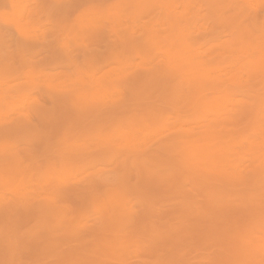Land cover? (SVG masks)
I'll list each match as a JSON object with an SVG mask.
<instances>
[{"label":"rangeland","instance_id":"obj_1","mask_svg":"<svg viewBox=\"0 0 264 264\" xmlns=\"http://www.w3.org/2000/svg\"><path fill=\"white\" fill-rule=\"evenodd\" d=\"M262 5L0 0V264H260Z\"/></svg>","mask_w":264,"mask_h":264},{"label":"bare ground","instance_id":"obj_2","mask_svg":"<svg viewBox=\"0 0 264 264\" xmlns=\"http://www.w3.org/2000/svg\"><path fill=\"white\" fill-rule=\"evenodd\" d=\"M264 32V31H263ZM264 38V37H263ZM260 39V38H259ZM258 39V40H259ZM254 42H256V40L254 41ZM254 44V43H253ZM233 51V50H232ZM242 55V54H241ZM194 57V56H193ZM242 58L245 60V59H255V60H260V61H262L263 63H264V40H262L260 43H258L254 48H252L250 51H248V52H246L243 56H242ZM235 60V59H234ZM243 61V60H242ZM240 63V62H239ZM258 66V65H257ZM120 69V68H119ZM221 71V70H220ZM219 73V72H218ZM223 73V72H222ZM221 74V73H220ZM245 75V74H244ZM237 78V77H236ZM241 78V77H240ZM213 80V79H212ZM215 80H216V78H215ZM111 95V94H110ZM24 107H26V106H24ZM29 116V115H28ZM205 139V138H204ZM203 139V140H204ZM179 141V140H178ZM200 141V140H199ZM204 142V141H203ZM246 143V142H245ZM259 143V142H258ZM204 144H205V142H204ZM173 145V144H172ZM207 145V144H206ZM190 146V145H189ZM199 146V145H198ZM205 146V145H204ZM178 147V146H177ZM203 147V146H202ZM207 147V146H206ZM257 147V146H256ZM176 148V147H175ZM181 148V147H180ZM180 148H179V150H177L178 152L180 151ZM254 148V147H253ZM197 149H199V147L197 148ZM258 149V148H257ZM185 150H186V148H185ZM203 150H205L204 148H203ZM206 150H208V149H206ZM256 150V148H254V151ZM200 151V150H199ZM214 151H216V150H214ZM253 151V150H252ZM207 152V151H206ZM206 152H204V153H206ZM184 153V152H183ZM203 153V152H202ZM204 153H203V155H204ZM211 153V152H210ZM179 154H180V152H179ZM182 154V153H181ZM186 154V153H185ZM189 154V153H188ZM187 155V154H186ZM198 155V154H197ZM200 155V154H199ZM255 155V154H254ZM264 155V154H263ZM263 155H261V156H263ZM190 156H191V154H190ZM254 158H259V157H256V156H253ZM190 158V157H189ZM207 159V158H206ZM54 160V159H53ZM187 160V159H186ZM191 160H193V158L191 159ZM208 160V159H207ZM203 161V160H202ZM186 162V161H185ZM42 163V162H41ZM203 163V162H202ZM212 163V162H211ZM56 164V163H55ZM191 164V163H190ZM197 164V163H196ZM201 164V163H200ZM205 164V163H204ZM193 165H195V163L193 164ZM202 165V164H201ZM207 166V165H206ZM197 168H198V166H197ZM235 168V167H234ZM194 169V168H193ZM196 169V168H195ZM197 171L199 170V169H196ZM204 170V169H203ZM241 175H235V178H234V181L235 180H242V178L243 177H245L246 175H247V172L246 173H240ZM259 174V172L258 171H256V169H252L251 171H248V175L250 176H253L252 178H256V176ZM51 175V174H50ZM226 176V175H225ZM234 176V175H233ZM60 177H62L61 175H60ZM246 178H248V177H246ZM249 179V178H248ZM248 179H247V181H248ZM222 180V179H221ZM233 181V179H230V181ZM246 180V179H245ZM244 180V181H245ZM243 181V180H242ZM218 233V232H217ZM219 234V233H218ZM242 239V238H241ZM243 240V239H242ZM241 240V241H242ZM251 240V239H250ZM249 241V240H248ZM257 241V240H256ZM238 242H239V240H238ZM244 242V241H243ZM250 242H252V240L250 241ZM249 242V243H250ZM260 242V241H259ZM259 242H256V243H259ZM245 243L247 244V240L245 241ZM243 244V245H245L246 246V244ZM253 243V242H252ZM251 243V244H252ZM255 243V244H256ZM254 244V243H253ZM238 245H241V243L240 244H238ZM249 244H247V246H248ZM262 245V244H261ZM246 246V247H247ZM251 246V245H250ZM253 246V245H252ZM251 246V247H252ZM244 247V246H243ZM242 247V248H243ZM253 247H255V246H253ZM264 247V246H263ZM263 247H261V248H263ZM234 249L236 248V246L235 247H233ZM237 248H239V247H237ZM257 248H258V246H257ZM256 248V249H257ZM241 249V248H240ZM246 249L247 248H245V251H246ZM249 249H251L250 247H249ZM255 249V250H256ZM264 249V248H263ZM236 250H238V249H236ZM260 250V252H261V249H259ZM259 250H256V251H259ZM240 251V250H239ZM239 251H236V252H239ZM242 251H244V250H242ZM249 251V250H248ZM250 251H254V250H250ZM249 251V252H250ZM247 253V251H246V253L247 254H251V252L250 253ZM255 252V251H254ZM234 253H235V251H234ZM233 253V254H234ZM240 253H244V252H241L240 251ZM246 253H244V254H246ZM256 253V252H255ZM258 253V252H257ZM239 254V253H238ZM244 254H242V255H244ZM261 255H263V252L262 253H260ZM260 254H256L257 255V257L258 256H260ZM240 255V254H239ZM242 255H241V257H242ZM251 255H253V254H251ZM249 256V257H251V258H248V259H253L252 258V256ZM256 255H254V258H256L255 256ZM236 256V253L234 254V257ZM245 256V259H246V255H244ZM244 256L242 257V258H244ZM132 257V256H131ZM248 257V256H247ZM242 258H239V260H241ZM232 259H233V257H232ZM245 259L243 260V263H244V261H245ZM262 259V258H261ZM52 260V259H51ZM247 260V259H246ZM260 261H261V263H260ZM260 261H258L260 264H263L264 263V256H263V260H260ZM233 262H235V261H233ZM237 262L239 263V261H238V258H237ZM249 262H253V261H249ZM248 262V263H249ZM236 263V262H235ZM246 263H247V261H246ZM237 264V263H236ZM242 264V263H241ZM253 264V263H252ZM254 264H257V262L256 263H254Z\"/></svg>","mask_w":264,"mask_h":264},{"label":"snow or ice","instance_id":"obj_3","mask_svg":"<svg viewBox=\"0 0 264 264\" xmlns=\"http://www.w3.org/2000/svg\"><path fill=\"white\" fill-rule=\"evenodd\" d=\"M225 7H227V8H233V7H237V6H235V5H229V6H225ZM262 8H264V5H262ZM13 59H15V54H13ZM111 178L112 179H115L116 177L113 175ZM156 264H162V262L161 261H157ZM205 264H209V262H205Z\"/></svg>","mask_w":264,"mask_h":264}]
</instances>
